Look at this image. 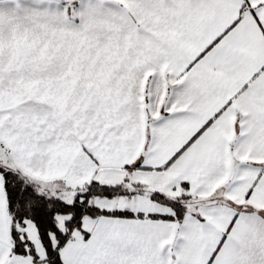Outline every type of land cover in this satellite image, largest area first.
<instances>
[{"label":"snow or ice","instance_id":"obj_1","mask_svg":"<svg viewBox=\"0 0 264 264\" xmlns=\"http://www.w3.org/2000/svg\"><path fill=\"white\" fill-rule=\"evenodd\" d=\"M0 264H264V0H0Z\"/></svg>","mask_w":264,"mask_h":264}]
</instances>
